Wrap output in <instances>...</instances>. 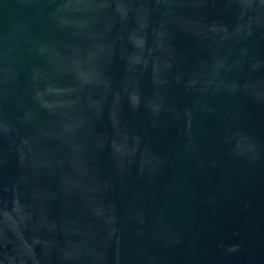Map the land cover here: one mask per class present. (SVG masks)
I'll return each mask as SVG.
<instances>
[{
	"label": "water",
	"instance_id": "1",
	"mask_svg": "<svg viewBox=\"0 0 264 264\" xmlns=\"http://www.w3.org/2000/svg\"><path fill=\"white\" fill-rule=\"evenodd\" d=\"M0 264H264V0H0Z\"/></svg>",
	"mask_w": 264,
	"mask_h": 264
}]
</instances>
